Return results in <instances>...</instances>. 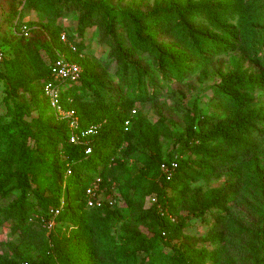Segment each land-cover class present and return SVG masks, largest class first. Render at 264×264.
I'll use <instances>...</instances> for the list:
<instances>
[{
	"label": "trees",
	"instance_id": "obj_1",
	"mask_svg": "<svg viewBox=\"0 0 264 264\" xmlns=\"http://www.w3.org/2000/svg\"><path fill=\"white\" fill-rule=\"evenodd\" d=\"M175 2L147 11L118 9L108 0H18L20 7L10 8L0 36L5 51L0 66V197L18 195L0 206V226L10 222L17 238L0 241V248L7 247L0 251V264H220L221 249L198 246L201 237L186 231L191 219L208 217L214 218L211 242L235 232L250 241L246 256L264 249V203L257 218L245 224L233 213L228 184L196 185L223 175L226 168L242 169L258 156L264 113L252 111L256 104L237 89L264 87V78L240 68L226 74L215 86L216 94L234 113L204 114L194 104L185 109V128L178 132L164 115L151 122L137 109L158 84L147 74L142 55H152L160 78L169 81H183L199 62L231 54L239 45L250 50L260 46L253 52L264 60V15L249 17L235 2ZM31 11L43 13L47 23L26 21ZM71 11L79 12L78 35L96 26L109 46L117 86L89 64L83 37L78 41L65 31L76 51L62 42L57 20ZM24 24L30 25L28 37L19 31ZM60 53L82 68L79 80L58 82L62 103L77 111L80 126L99 125L87 143L70 141L68 121L56 117L43 94ZM26 93L30 102L24 105L20 98ZM165 140H172V147L165 148ZM173 161L177 167L167 179L161 165ZM96 178L108 190L115 185L123 204L88 206L86 189ZM51 218L49 230L45 221Z\"/></svg>",
	"mask_w": 264,
	"mask_h": 264
},
{
	"label": "rangeland",
	"instance_id": "obj_2",
	"mask_svg": "<svg viewBox=\"0 0 264 264\" xmlns=\"http://www.w3.org/2000/svg\"><path fill=\"white\" fill-rule=\"evenodd\" d=\"M118 9L139 8L147 11L155 9L158 5L173 1L175 3L186 2L189 0H108ZM192 1V0H190ZM197 1V0H193ZM220 3H239L251 17L256 13L264 15V1L256 5L254 0H215ZM18 0H0V36L7 29L6 16L10 8H19ZM5 8V11H4ZM26 21L34 23H47V19L43 13L39 11H31L25 17ZM263 24L260 25L263 31L260 35L264 38V17ZM57 23L61 25L59 32L69 31L77 36V40L84 38L85 50L84 55L89 64L94 66L96 72L101 75L108 84L117 86L119 79L115 71V62L109 57V46L100 40L98 29L96 26L89 27L85 30L83 36L78 35L77 28L79 25V12L71 11L65 16L59 18ZM34 25L33 23L31 24ZM30 27V25H29ZM169 36L160 35V38L168 39ZM260 46L253 48L257 49ZM65 50V49H64ZM246 46L239 45L231 54L213 55L208 62H199L196 68L187 74L183 81L164 80L160 78V74L155 68L154 58L150 54L142 55V64L146 68L147 74L156 78L157 85L155 93L148 100L137 106L138 113L145 115L151 122H155L160 116L164 115L173 123L176 132L185 128V109H192L194 104L204 114H217L219 117H229L234 113V109L216 94L215 86L221 78L230 72H234L240 68L242 72L253 73L256 76L264 78V60L259 59L258 53L253 52ZM58 52H63L62 47L57 48ZM69 51V49H67ZM71 84V82L69 83ZM151 84L147 82L148 90L151 92ZM160 87V90L158 88ZM157 90V91H156ZM158 91H161L158 93ZM157 92V94H156ZM239 93H248L252 104L251 110L261 111L264 113V87L245 89L238 88ZM20 101L24 105L30 102L29 93L24 94ZM5 105L1 106V112L6 113ZM10 116L6 117L9 120ZM172 140H165L164 147H172ZM257 157L250 162L248 166L242 169L233 170L226 168L225 173L219 177L203 179L196 183L204 189L218 187L228 184V188L233 192L234 200L231 203L233 213L241 222L248 224L250 220L257 218V213L264 203V142L260 144ZM244 166V165H243ZM75 187L72 188L74 190ZM18 193H14L8 197H0V206L8 205ZM121 205L123 202H120ZM10 222H5L0 226V241H14L17 235H13L10 231ZM214 226V218L208 217L205 220L191 219L186 231L190 234L201 237L197 245L207 247L210 250L221 249L222 256L220 264H264V249L258 254L256 250L251 251V257L246 256L248 250L251 249L250 241L235 232H229L226 240L211 242L209 234L211 227ZM6 246H2L0 251ZM7 248V247H6ZM213 264L212 262H210Z\"/></svg>",
	"mask_w": 264,
	"mask_h": 264
},
{
	"label": "built area",
	"instance_id": "obj_3",
	"mask_svg": "<svg viewBox=\"0 0 264 264\" xmlns=\"http://www.w3.org/2000/svg\"><path fill=\"white\" fill-rule=\"evenodd\" d=\"M20 34L28 37L30 34V27L27 24H24L20 27ZM61 40L63 43H66L72 51H76L77 47L74 42H70L67 36V33L63 31L61 33ZM5 58V51L3 48H0V66L3 64ZM52 77L48 83H45L43 86V94L47 97L50 106L52 107L57 118L61 120H67L69 123V138L73 144H79L86 142L89 136L97 133L99 125L93 124L88 127L80 126V118L75 109H68L62 103L61 100V85L58 81L61 80H71L77 81L80 79L82 68L74 60L69 59L64 54H59L58 58L52 64ZM57 81V82H55ZM133 113H136V110H133ZM126 130H128L129 121H126ZM92 147L87 148V152L90 153ZM177 167L175 161L171 163H163L161 165L162 171L170 179L173 175L174 169ZM68 175L72 174V168H69L67 171ZM86 196L88 206H104L109 205L111 207L117 206L120 204V197L117 187L113 185L109 190L101 186V179L96 178L90 186L86 189ZM153 202L156 201L152 199ZM60 209L54 210V215L59 213ZM174 219V218H173ZM45 226L51 230L54 227V218L45 221Z\"/></svg>",
	"mask_w": 264,
	"mask_h": 264
}]
</instances>
